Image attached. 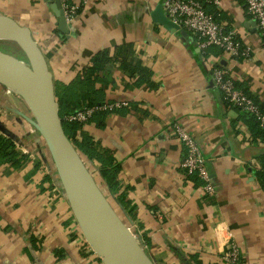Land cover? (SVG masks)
<instances>
[{
  "label": "crops",
  "instance_id": "crops-1",
  "mask_svg": "<svg viewBox=\"0 0 264 264\" xmlns=\"http://www.w3.org/2000/svg\"><path fill=\"white\" fill-rule=\"evenodd\" d=\"M75 1L83 10L67 34L58 25V0H0V15L31 30L56 91L72 85L106 51L115 56L127 48V64L140 61L150 71V83L137 87L122 60L109 64L95 85L100 100L129 106L109 114L104 127L90 123L84 131L96 142L102 164L118 166L124 198H113L151 259L232 264L224 255L235 244L240 264H264V190L256 177L264 144L252 141L211 74L220 64L264 105V39L243 0L204 4L252 49L241 62L218 48L209 52L217 60L205 58L194 35L155 23L152 12L165 0ZM31 118L24 101L0 85V135L13 141L19 159L25 157L16 166L0 163V264H103L83 245ZM175 124L198 143L215 196H205L202 183L183 169L186 153ZM90 165L99 175L101 164Z\"/></svg>",
  "mask_w": 264,
  "mask_h": 264
},
{
  "label": "water",
  "instance_id": "water-1",
  "mask_svg": "<svg viewBox=\"0 0 264 264\" xmlns=\"http://www.w3.org/2000/svg\"><path fill=\"white\" fill-rule=\"evenodd\" d=\"M56 15L60 30L67 34L70 26L59 0ZM151 17L174 33L182 30L168 19L162 5ZM0 42L17 45L28 60L27 65L0 52V85L19 96L29 109L30 123L45 144L57 181L87 243L103 264H155L67 136L53 74L31 30L0 15Z\"/></svg>",
  "mask_w": 264,
  "mask_h": 264
},
{
  "label": "built area",
  "instance_id": "built-area-1",
  "mask_svg": "<svg viewBox=\"0 0 264 264\" xmlns=\"http://www.w3.org/2000/svg\"><path fill=\"white\" fill-rule=\"evenodd\" d=\"M69 26L81 14L83 5L75 0H59ZM248 14L256 23L258 30L264 39V0H243ZM210 3L218 6L219 0H165L163 9L168 19L175 25L185 30L197 39L198 50L204 56L210 55L213 48L223 51V54L230 60L238 62L240 59L248 60L252 56V49L244 47L239 41L234 30H226L215 19V16L206 12L204 4ZM211 63V62H210ZM211 74L215 87L221 92L225 103L243 112L255 115L264 127V116L260 113L254 100L244 91L237 87L236 81L226 68L213 65ZM125 102L103 103L91 108H83L65 118L67 122L78 123L86 126L92 118L99 113L115 114L128 107ZM174 131L185 149V160L182 165L189 177H197L202 183L201 189L207 197L216 194L211 176L206 168L205 159L196 140L180 124H175ZM56 175V172L53 170ZM64 193L63 189L61 190ZM132 230V228H131ZM133 231V230H132ZM134 233V231H133ZM135 234V233H134ZM138 239L140 237L135 234ZM83 236V235H82ZM83 245L94 253L83 236ZM95 254V253H94ZM240 250L235 244H230L224 261L226 263L240 264ZM96 255V254H95Z\"/></svg>",
  "mask_w": 264,
  "mask_h": 264
},
{
  "label": "trees",
  "instance_id": "trees-1",
  "mask_svg": "<svg viewBox=\"0 0 264 264\" xmlns=\"http://www.w3.org/2000/svg\"><path fill=\"white\" fill-rule=\"evenodd\" d=\"M209 14L214 15L215 19H217L214 11H209ZM127 51V48H121L119 54L115 56H111L107 51L96 55L92 59L91 66L87 68L72 85L63 88L61 92L56 91V97L60 105V116L67 136L85 160H87L90 164L95 162L101 164V170H99L98 175L100 180L97 179V181L99 183L102 181V184H104V187H102L109 191L112 196L119 197L120 202L124 196L120 194L121 185L118 181V166L111 163V167L106 168L101 162L102 156L98 151L96 142L88 133L84 131L85 126L78 123L67 122L65 118L74 114L76 111L82 110L83 108H91L105 103H102V100H100L102 99V91L97 90L95 85L100 80V74L105 72L107 66L113 61L115 62L116 59L122 60L121 63H124V67L129 71L131 78L136 80L135 86L141 87L150 83L151 73L140 61L135 65L127 64L124 56ZM219 52L223 53L220 49ZM210 57H212L213 60H217L212 56V54L207 55L205 58L209 59ZM239 61H245V59L242 58ZM216 67L222 68L220 64L216 65ZM238 88L244 91L247 95L251 96L259 108L260 113L264 116V105L258 102V100L246 89H242L240 87ZM225 105L230 109L239 111L240 117L238 120L251 130L252 141L256 144H264V127H262L257 117L236 109L229 103H225ZM108 115L109 113H99L92 118L90 123H94L96 127L102 128L105 125V119ZM24 158L25 157L22 156L19 159V154L15 151V144L11 139L0 135V163H10L16 166L20 164L21 161L24 162ZM260 161L262 168L256 172V177L261 188L264 190V154L261 155ZM192 179L196 182L198 181L197 177H193ZM103 188L102 190L104 191ZM197 264L202 263L197 261Z\"/></svg>",
  "mask_w": 264,
  "mask_h": 264
},
{
  "label": "rangeland",
  "instance_id": "rangeland-1",
  "mask_svg": "<svg viewBox=\"0 0 264 264\" xmlns=\"http://www.w3.org/2000/svg\"><path fill=\"white\" fill-rule=\"evenodd\" d=\"M0 52L5 53L7 55H10V56H12L14 58H17V59L21 60L22 62H24L27 65L29 64L28 63V60L26 59V57L23 54V52L18 48L17 45H15L13 43H10V42H0ZM85 162L88 165V167L90 168V170L92 171V173L94 174V176L98 180H100L99 177H98L97 171L94 170V167L92 165H90V163L87 160H85ZM100 185H101V187L102 186L104 187V184H102V181H101ZM104 192L108 196L109 200L111 201L112 205L115 207V209L117 210V212L119 213V215L121 216L120 209H119L116 201L114 200L113 196L106 189H104Z\"/></svg>",
  "mask_w": 264,
  "mask_h": 264
}]
</instances>
